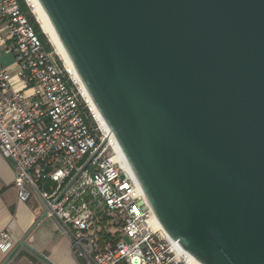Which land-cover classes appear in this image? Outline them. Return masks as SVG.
I'll return each mask as SVG.
<instances>
[{
  "label": "water",
  "instance_id": "water-1",
  "mask_svg": "<svg viewBox=\"0 0 264 264\" xmlns=\"http://www.w3.org/2000/svg\"><path fill=\"white\" fill-rule=\"evenodd\" d=\"M38 2L163 231L264 264V0Z\"/></svg>",
  "mask_w": 264,
  "mask_h": 264
},
{
  "label": "built area",
  "instance_id": "built-area-1",
  "mask_svg": "<svg viewBox=\"0 0 264 264\" xmlns=\"http://www.w3.org/2000/svg\"><path fill=\"white\" fill-rule=\"evenodd\" d=\"M54 53L18 0H0V155L18 201L42 205L80 264H198L155 224L115 138ZM12 248L0 231V253Z\"/></svg>",
  "mask_w": 264,
  "mask_h": 264
},
{
  "label": "crops",
  "instance_id": "crops-1",
  "mask_svg": "<svg viewBox=\"0 0 264 264\" xmlns=\"http://www.w3.org/2000/svg\"><path fill=\"white\" fill-rule=\"evenodd\" d=\"M13 179L10 163L0 155V231H7L13 242L7 255L0 253V264H80L72 257L68 240L45 216L42 205L35 198L18 201ZM23 242L38 254L19 246Z\"/></svg>",
  "mask_w": 264,
  "mask_h": 264
},
{
  "label": "bare ground",
  "instance_id": "bare-ground-1",
  "mask_svg": "<svg viewBox=\"0 0 264 264\" xmlns=\"http://www.w3.org/2000/svg\"><path fill=\"white\" fill-rule=\"evenodd\" d=\"M29 3L31 4L32 8H33V16L35 17V20L41 30V32L45 35V37L47 38V40H49L48 42L50 43V45L53 47V49L55 50V54H57L58 58H60L64 65L66 66V68L72 73V75L75 77V79L78 81V83L81 85V87L84 90V96L86 98V101L89 105V107L91 108V110L93 111L96 119L101 122L102 124L105 125L102 117L100 116L99 112L96 110V108L94 107L90 97L88 94H86V90L83 86V84L81 83V80L79 79L70 59L67 56V53L65 52V50L63 49L53 27L51 26L46 14L44 13L42 7L40 6L38 0H28ZM155 224H157L158 228L162 227L160 226V224L158 223V221L156 220L155 217H153Z\"/></svg>",
  "mask_w": 264,
  "mask_h": 264
},
{
  "label": "trees",
  "instance_id": "trees-1",
  "mask_svg": "<svg viewBox=\"0 0 264 264\" xmlns=\"http://www.w3.org/2000/svg\"><path fill=\"white\" fill-rule=\"evenodd\" d=\"M21 10L27 15L30 24L32 25L35 33L37 34L39 41L41 42L42 46L47 50L51 51L50 45L46 41L45 35L41 32L38 24L35 22L34 17L29 13V10L24 2V0H18Z\"/></svg>",
  "mask_w": 264,
  "mask_h": 264
},
{
  "label": "rangeland",
  "instance_id": "rangeland-1",
  "mask_svg": "<svg viewBox=\"0 0 264 264\" xmlns=\"http://www.w3.org/2000/svg\"><path fill=\"white\" fill-rule=\"evenodd\" d=\"M34 17V16H33ZM34 20H35V17H34ZM35 22H36V20H35ZM37 23V22H36ZM46 41H47V43L50 45V43L48 42L49 40H47V38H46ZM50 47H51V50L52 51H54L55 52V50L53 49V47L50 45ZM55 54V53H54ZM57 55V54H56ZM12 55H4V56H2L1 57V63L3 64V65H9L11 62H12ZM60 59V58H59ZM61 60V59H60ZM62 61V60H61ZM63 62V61H62Z\"/></svg>",
  "mask_w": 264,
  "mask_h": 264
}]
</instances>
